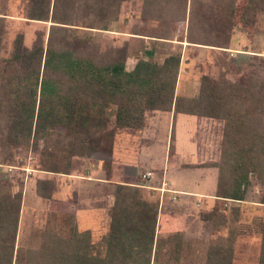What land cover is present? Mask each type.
Listing matches in <instances>:
<instances>
[{"label": "trees", "instance_id": "1", "mask_svg": "<svg viewBox=\"0 0 264 264\" xmlns=\"http://www.w3.org/2000/svg\"><path fill=\"white\" fill-rule=\"evenodd\" d=\"M23 1L25 18L50 22V33L46 45L38 35L30 49L17 35L8 56H0L2 164L12 163L18 150H30L37 153L40 171L69 175L75 158L111 156L116 136L141 131L147 113L173 111L223 123L219 161L204 165L217 168L215 198L244 201L255 177L263 188L258 203L264 208L263 76L242 73L230 81L224 72L217 79L202 75L195 97H178L180 54L157 62L152 52H145L146 59L127 71L125 59L99 64L81 56L80 50H70L64 35L54 39L78 23L108 30L128 0ZM143 5V16L164 23L169 17L167 32L174 18L172 23L186 25L188 45L221 50L229 49L234 29L246 32L257 13L264 12V0H192L188 7L187 0H143ZM55 189L53 179L36 181V196L50 202L47 227L38 246L25 249L17 247L22 194L0 192V264L186 263L181 234L157 235L159 203L148 199L143 187L115 184L107 229L98 243L92 242L89 230H77L72 202L52 201ZM219 205L216 201L202 219L217 223ZM238 212L232 208L234 215ZM252 223L260 238L257 264H264V213ZM228 235L225 245L208 246L204 264H233L234 230Z\"/></svg>", "mask_w": 264, "mask_h": 264}, {"label": "rangeland", "instance_id": "2", "mask_svg": "<svg viewBox=\"0 0 264 264\" xmlns=\"http://www.w3.org/2000/svg\"><path fill=\"white\" fill-rule=\"evenodd\" d=\"M191 1L187 0V7ZM168 7L170 5L166 8ZM26 10L27 3L23 0H0L1 57L8 56L17 35H22L23 45L28 49L32 47L38 35L41 36L43 44L46 45L51 23L26 19ZM144 10L146 8L143 5V0H128L122 3L118 20L111 23L108 30L89 29L78 23V26H67L69 29L60 32L61 34H54V39H59L64 35L65 44L70 50H80L79 54L81 56L90 58L99 64L125 59L126 68L128 64L131 65L135 60L146 59L144 53L148 50L153 51V59L157 62H161L169 54H180L181 65H183L181 77L179 78V96H195L198 91L199 78L202 75L217 79L219 74L224 72L230 81H237L242 73L264 77V12L257 13L254 26L246 32L238 28L234 29L229 49L221 50L202 46L199 50H194L192 47H186L185 44V32L183 30L186 25L184 26L179 22L172 23L175 22L176 18H174L169 22L167 32L165 23L166 20L169 21V17L165 18L164 23L156 17H151V15L143 16ZM183 48H186V50H182ZM129 59L130 62L128 63ZM151 116V113L146 115V125L151 123ZM162 117L163 121L156 126L155 135H148V144L139 147L140 153L136 151V145H134L121 152L119 157L123 158L113 163L115 166L112 171L111 167L104 166V169L109 174H113L110 177L113 180H121L128 184L143 187V184L146 183L145 172L147 170L153 171L159 167H164L167 170L168 167L166 179H169L171 183L177 181L179 187H183V189L191 190L192 193L208 195V192L214 187L213 175L216 172L211 171L208 175V172L202 168L185 169L178 172L172 167L177 161L175 156L174 159L171 156L170 163L167 164L164 133L170 129V124L168 126L165 123L168 118L166 114H162ZM186 118V116L181 117L178 120L179 123H177L179 132L183 136L182 139L186 141L194 122L199 119V123H201L197 138L200 146L202 144L203 147V149L201 148V152L205 155L203 159L218 162L223 123L204 118L188 121ZM195 154V152H189V155H180L179 161L184 159L185 162L195 163L197 161ZM1 160L0 157V192L8 194L21 192L22 194L17 247L35 248L40 242V234L47 227L50 202L39 199L34 189L37 180L48 178H53L57 185L54 198L59 197V199L64 200L70 198L78 209L85 207L84 205L87 203L86 195L99 194L102 200L98 198L97 205L104 210V214L99 218L101 223L97 225L94 222L85 226L92 229L90 230L92 242H99L107 229V209L109 200L113 195V188L103 186L96 189L94 186L81 185L74 179L53 177L52 174L49 175L45 172L42 175L37 174L40 171L37 153L30 150L27 152L18 150L12 163L2 164ZM213 161L206 162L204 165L214 163ZM94 165L95 159L75 158L72 162L70 174L74 178L86 175L89 173V167L91 171L95 170ZM215 169L217 170V168ZM93 174L95 175L96 171L91 173V175ZM103 175L105 177L104 173ZM68 182L71 186L68 185ZM151 192L154 191L144 190L146 197L152 194ZM262 193L261 184L255 177H251V185L244 201L226 200L223 201L224 203L219 201L221 203L219 205L221 206L220 212L223 211L224 215H217L218 220L216 219L217 223L214 222V224L212 221L204 222L202 219V214L206 213L208 207L211 206L207 204V201H203L199 213L201 222L198 226L201 237L184 241L187 249V262L185 264H204L205 252L208 246L225 245L229 232L233 230L235 234L233 238V264H257L260 238L254 233L252 221L264 213V208L258 203ZM153 196L155 197V195ZM148 199H150V196H148ZM194 199L196 200V198ZM194 199L190 197L189 200L193 203ZM232 208H237L238 214L234 215ZM79 226L81 225L78 221V223L76 222V228L82 231ZM217 231H222V234L226 233L227 237H216L215 239L210 237V234H216ZM162 259L164 258L162 257Z\"/></svg>", "mask_w": 264, "mask_h": 264}, {"label": "crops", "instance_id": "3", "mask_svg": "<svg viewBox=\"0 0 264 264\" xmlns=\"http://www.w3.org/2000/svg\"><path fill=\"white\" fill-rule=\"evenodd\" d=\"M185 44H186V47H192L194 50H199V48L202 47V46L188 45L187 43ZM182 50H186V48H183ZM147 52L153 53L152 50H148ZM129 62H130V59L128 63ZM136 63H137V60H135V62H133L131 65L128 64L127 65L128 69L126 68V64H125V69L127 71L132 70ZM182 65L180 64V69H179L177 82H176V89H175V95L178 97H186L184 95L179 96V78L181 77ZM197 94H198V91H197ZM193 97H186V98H193ZM149 113L152 114L151 116L152 121L151 123L146 125V116H145V126L143 127L141 131L137 132L136 134L122 132L116 136L115 144H114V148H113V152L111 156L108 157V156L101 155V154H93L92 156L89 157V160L95 159V165L93 166L95 169L94 171L93 170L91 171L89 167V173H87L86 175H80L79 177H76V178H74L72 174H69V175L49 174V175L53 177L57 176L59 178H64V179H69V180L74 179L75 181H77V183H80L81 185L94 186L96 189H98L99 187H103V186L111 187L114 189L115 184L125 183V182L121 180H113L112 178H110L112 177L113 174L112 173L109 174V172L104 169L105 168L104 162L106 161L110 163V167L112 171V169L115 166L113 165V163L115 161H118V159L120 160L121 158H123V157H119L122 151L128 150V148H131L132 146L136 145V151L140 153L141 151L139 147L141 145L148 144L147 143L149 141V139L147 138L148 135H155V130L157 129L156 126L160 125L163 121L162 114H166L168 118H167V122L165 121V123L168 124V126L170 124V129L165 131L164 133V137L166 138L164 148L166 152L165 159H166L167 164L170 163V157L173 156L172 159H174V156H175V158H177V161L172 167L175 168L176 171L178 172L179 170L200 169V168L205 169L208 172V175H210L211 171H213L214 173L216 172V174L213 175L214 187L208 192V195L192 193L193 191L191 190H186V189H183V187H179V184H177L178 183L177 181H173V183H171L169 179L168 180L166 179L168 167L166 168L167 170H165L164 167L163 168L159 167L157 170L152 171L149 169L145 172L146 183L143 184L144 185L143 188L149 191H154V192H151L152 194H149L148 196H150V199L152 200H158V203H159L157 228H156V233L158 236L160 235L162 237H165L171 234L179 233L183 236L184 241H186L187 239H199L201 237V232L199 231V227H198L201 222V219L199 218V213H200V209L202 208V202L207 201V204L211 205L208 207V210L206 213L212 210L213 205L215 204L216 201L223 202V200L216 199L214 196L215 187H216V179H217V170L212 167L204 166L206 162L213 161V160L208 161L207 159H203V157L205 156L201 152L203 147H202V144L200 146L199 139L197 138V133H198L201 122L199 123V119H197L194 122L191 132L189 133L185 141L182 139L183 136H181L179 132V127L177 124L179 123L178 120L183 116H186L187 117L186 120L188 121L195 120L196 118H199V117L179 114V113L174 114L173 111H170V112L153 111ZM187 123L189 124V122ZM171 136H172V141H171ZM191 137H192V141H191ZM142 141L144 142L141 143ZM184 144H186L187 146ZM189 152L196 153L195 155L197 157V161L195 163L185 162L183 161L184 159H182V161H179L180 155H184V156L185 154L189 155ZM95 171H96V174L91 175V173L92 172L94 173ZM103 173L105 174V177ZM37 174L42 175L43 172L39 171L37 172ZM48 179H53V178H48ZM68 185H70L69 182H68ZM55 186H57L56 183H55ZM54 195L55 194H53L52 196V201L64 202V203L72 202L70 198L68 199L66 198L64 200V199H59V197H57L56 199L54 198ZM153 195H155V197ZM190 197H193V199L196 198V200L194 199V202L191 203L189 200ZM98 198H101L99 194L86 195L87 203L84 205L85 206L84 208H80V209H78L76 204L72 202V204L74 205V214H75L76 222L78 223L79 221V225H81L79 226L80 230L90 231L92 229L87 228L85 226H88L94 222L97 223V225L98 223H101V220L99 218L104 214V210L101 206L97 205ZM109 201L110 202H109L108 209L112 205L113 195ZM219 215L223 216L224 212L223 211L220 212ZM225 234L226 233L222 234V231H217L216 234H210V237L214 239L216 237L226 238L227 234L226 235Z\"/></svg>", "mask_w": 264, "mask_h": 264}]
</instances>
